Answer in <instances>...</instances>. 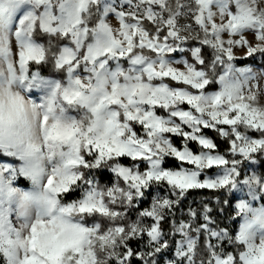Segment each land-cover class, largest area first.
Returning a JSON list of instances; mask_svg holds the SVG:
<instances>
[{"label": "clouds", "instance_id": "clouds-1", "mask_svg": "<svg viewBox=\"0 0 264 264\" xmlns=\"http://www.w3.org/2000/svg\"><path fill=\"white\" fill-rule=\"evenodd\" d=\"M125 3L23 0L12 22L0 29V109L5 114L14 113L23 102L29 125H18L20 148L32 150L38 145L45 169L36 176L21 174L23 161L0 150V164L16 169L15 173H4L15 193L0 192V264H21L26 256H32V224L50 219L69 205L73 211L65 219L71 223L101 229L110 225L111 216L78 211L80 202L91 192L98 193L96 199L105 207L123 205L108 192L116 181L111 168L120 162L109 157V146L123 143L135 147L140 138L135 129L143 122L163 117L175 125L173 116L184 111L187 98L221 91L220 77L229 65L233 69L229 79L241 83V99L225 96L207 103L200 100L203 112L231 114L234 105L243 103L255 111L256 119L264 120V66L246 61L264 58V0H223L220 5L216 0H137L135 5L124 7ZM156 4L160 8L151 21L137 19L138 15L147 17ZM166 29L172 30V35ZM221 41H244L245 47L233 46L235 59H228ZM248 46L256 52L250 55ZM193 49L199 50L195 57ZM243 67L251 69L247 82L235 71ZM197 71L204 76L197 78ZM114 73H118L115 79ZM205 79L209 83L202 89L190 83ZM99 80L106 81L103 88L98 86ZM45 115L48 127L59 122L61 138L45 140ZM234 118L237 123L225 129L226 135L215 132L219 138L213 139L216 145L223 142V150L217 154L226 157L229 164L216 168L213 175L223 176L236 162L240 175L231 174L233 184L224 188L233 194L235 208L226 214L228 222L212 219L208 231L201 233L194 227L175 241L181 244L180 257H187L184 264H213L225 252L229 254L228 264H264V223L252 224L247 238L239 240L241 227L230 222L233 217L251 220V212L237 208L241 202L252 209L264 208V152L250 157L231 153L233 132L249 135L251 117L237 114ZM66 153L75 160L67 167L68 176L74 179L66 181L68 191L48 193L57 201L50 207L41 194L53 170H64L66 157L62 154ZM250 179L252 183L244 182ZM219 198H224L223 193ZM192 223L200 225L199 217ZM212 232L219 238L210 239ZM184 244L190 246L185 248ZM84 247L95 253L99 264H108L107 256L115 254L98 241ZM74 257L75 253L65 254L63 264H74ZM165 264H176V260L166 258Z\"/></svg>", "mask_w": 264, "mask_h": 264}, {"label": "snow or ice", "instance_id": "snow-or-ice-1", "mask_svg": "<svg viewBox=\"0 0 264 264\" xmlns=\"http://www.w3.org/2000/svg\"><path fill=\"white\" fill-rule=\"evenodd\" d=\"M22 2L23 0H0V29L12 22L16 10ZM136 2L137 0H126L124 7L135 5ZM222 2L223 0H216L218 5ZM159 8L160 5L156 4L149 11L147 17L138 15L137 19L151 21ZM166 31L168 35H172V30L166 29ZM157 39L160 37L158 36ZM205 45L212 46L210 42H205ZM220 46L228 59H235L232 55V47H245V42L228 41L224 43L221 41ZM246 50L250 55L256 52V49L250 46ZM198 52V49H193V56H197ZM232 71L233 69L229 65L226 74L220 77V92L209 93L207 97L190 96L187 98L183 105L184 111L173 116L176 121L175 125L171 120L163 117L155 121L143 122L139 128L135 129L134 134L140 137L135 141V147H128L123 143H118L115 147L109 146V157L120 162L111 168L116 181L109 186L108 192L111 198H119L123 205L121 207H105L102 201L96 199L98 193L91 192L85 200L80 202L78 211L81 213L96 211L111 216L114 219L110 225L101 229L98 225L86 228L71 223L65 217L71 215L73 207L69 205L61 208L59 213L51 216L50 219H38L32 224L30 241L35 252L32 256H26L21 264H63L67 253H75L74 264H99L95 253L84 247L85 244H95L97 241L102 247L115 253L107 256L108 264H165L163 259L165 253L173 249L171 237L177 234L182 237L191 232L194 227L201 233L208 231V226L212 223V218L209 215L212 209L207 204L203 206L202 218L204 222L200 225L192 223L198 213L191 207L187 212L188 219L177 222L176 214L181 211L182 202L192 190H220L231 187L233 184L231 174L238 176L240 173L237 171V164L234 161L223 176L209 175L210 170L228 165L229 161L226 157L217 154L218 146L207 134V130L218 132L222 136L226 135L225 129L237 123V119L234 118L237 114H248L251 117L248 120L249 135L243 136L239 130L234 131L233 139L229 143V150L233 155L244 157L264 152V120L256 119L255 111L248 104L234 105L231 114L228 112L205 114L199 103L200 100L207 103L209 100L215 101L225 96L241 99L238 95L241 89L240 81L229 79ZM235 71L247 82L249 71L243 68ZM117 74H113V79ZM97 75L99 77V74ZM195 76L200 78L204 76V73L197 71ZM190 83L194 87L202 89L209 82L205 79ZM105 84L106 81H98V86L101 88ZM159 111H163V109L161 108ZM205 115L207 118H202ZM43 124L46 126L45 140L55 141L61 138L57 131L60 127L58 121L48 127V116L45 115ZM18 125L20 127L29 125L28 109L22 101L14 113L5 114L3 109H0V150H4L8 155H15L23 161L19 169L21 174L32 176L43 174L45 171L44 156L40 147L37 145L32 150L21 149ZM89 143L92 142L89 141ZM192 144L198 145L199 151H193L190 147ZM96 147L99 149L100 146L96 145ZM38 153L41 154L38 155ZM62 157H66L64 170H53V173L48 177L45 192L41 194V199L50 207H54L57 201L54 195L49 196L48 193L58 194L68 191L66 181L74 179L67 173V167L75 162L72 154H62ZM123 161H128V163ZM96 163L99 164L100 161L98 160ZM5 171L15 173L16 169L11 165L0 164V192L7 190L9 195H13L15 190L11 188L10 181L5 180ZM58 174L59 180L57 179ZM244 182L250 184L252 180ZM25 198H28V194H25ZM237 208L252 213L251 220L246 219L237 236V239L244 240L247 238V230L252 224L264 223V208L252 209L246 202H241ZM165 223L171 224L170 232L164 230ZM212 238L218 239L219 237L215 232H212L210 239ZM132 241H144L142 249L134 248ZM190 243H194V241ZM189 246L190 244H184L185 248ZM209 247L212 245L210 244ZM180 252L181 244L175 243L174 258L168 260H176V264H184L187 257L181 258ZM212 255L215 256V252ZM228 261L229 254L225 252L215 258L213 264H228Z\"/></svg>", "mask_w": 264, "mask_h": 264}, {"label": "trees", "instance_id": "trees-1", "mask_svg": "<svg viewBox=\"0 0 264 264\" xmlns=\"http://www.w3.org/2000/svg\"><path fill=\"white\" fill-rule=\"evenodd\" d=\"M250 60L252 63L260 66H264V58H257V57H251L246 58V61ZM245 61V62H246ZM207 133L212 137L214 140H218L219 138L215 135V132L211 130H207ZM177 143L179 144V140L177 139ZM223 142L221 141L218 143V150H223ZM192 147L193 151H199V146L192 144L190 145ZM171 166V165H170ZM214 171L210 170L209 173H212ZM222 193V191H220ZM219 190H211V189H198V190H192L188 197L182 202V205L185 207V210H188L189 207L194 208L195 210H199L198 214L203 212V206L207 204L210 208H212V211L209 213V215L212 217V219L218 220V222H228L226 214L230 215V208L233 207V203L231 201V197H228L226 193H223V199H220L219 202L216 201L218 198V195L220 196ZM146 206V205H145ZM178 214V212H177ZM201 216V214H200ZM177 218V217H176ZM234 224L237 223V219L233 217V220L230 221ZM164 230L166 232L171 231V224L165 223L163 225ZM132 246L134 248L142 249V246L144 244V241H132ZM174 244V242H172ZM174 246V245H173ZM230 250V249H229ZM172 255V252H170Z\"/></svg>", "mask_w": 264, "mask_h": 264}, {"label": "rangeland", "instance_id": "rangeland-1", "mask_svg": "<svg viewBox=\"0 0 264 264\" xmlns=\"http://www.w3.org/2000/svg\"><path fill=\"white\" fill-rule=\"evenodd\" d=\"M205 51H207V49H205ZM257 58H261V57H258L257 56ZM258 66H260V65H258ZM239 69H241V68H239ZM239 69H237V70H239ZM243 69H245L247 71H250L251 70L249 67H243ZM215 171H216V169H214V171L212 173H209V175H213L215 173ZM211 190H216V189H211ZM220 191H222V193H226V195L228 197H232V195H233V194L227 193L224 189H220L219 192ZM233 192L235 193V190H233ZM219 197L220 196L218 195V198L216 199L217 202L220 201V198ZM180 207H181V211H178V214H176V217H177L176 220H177V222H179L180 220H187L188 219V216H187L188 210H185V207L182 204H181ZM233 208H235V201L233 203ZM192 209H194V208H192ZM196 211L198 213L199 210H196ZM200 214H201V216H200ZM200 214H198L199 222L200 223H203L204 221H203V218H202V213H200ZM133 217H134V214H133ZM245 222H246V218L245 219H241V220H237V224H238L239 227H242ZM178 239H180V236L178 234L176 236L171 237L172 242H174L173 245H175V241L178 240ZM170 252H172V255H171ZM166 258L167 259L174 258V246H173V249L172 250H170L169 252L165 253L163 259L165 260Z\"/></svg>", "mask_w": 264, "mask_h": 264}]
</instances>
